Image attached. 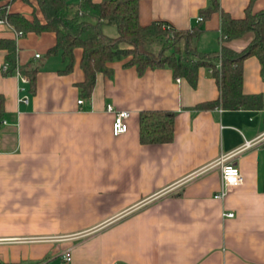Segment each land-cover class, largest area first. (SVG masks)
<instances>
[{
  "label": "crops",
  "instance_id": "crops-1",
  "mask_svg": "<svg viewBox=\"0 0 264 264\" xmlns=\"http://www.w3.org/2000/svg\"><path fill=\"white\" fill-rule=\"evenodd\" d=\"M210 1L141 0L140 21L191 28ZM249 1L219 3L239 18ZM9 8L44 19L37 0ZM221 9L202 22L199 50L220 49ZM262 9L264 0H256L253 10ZM15 36L0 23V38ZM251 38L228 44L240 50ZM56 41L53 31L17 38L19 62H41L33 91L16 72L2 73L0 49V264H264V140L245 146L264 134V109H197L220 93L209 69L201 67L192 86L169 67L140 74L126 65L130 57L109 62L112 73H98L92 96L83 97V49L66 71L61 52L47 54ZM243 90L264 94L255 55L244 61ZM108 104L131 112L125 133L114 134ZM163 109L176 114L174 139L142 143L140 112ZM226 155L244 182L217 199Z\"/></svg>",
  "mask_w": 264,
  "mask_h": 264
},
{
  "label": "trees",
  "instance_id": "trees-1",
  "mask_svg": "<svg viewBox=\"0 0 264 264\" xmlns=\"http://www.w3.org/2000/svg\"><path fill=\"white\" fill-rule=\"evenodd\" d=\"M14 0H0V19L15 32L56 33V44L48 55L61 52L68 59L66 71L74 62V50L83 49L81 67L85 79L79 83L83 97L92 96L97 74H111L108 65L114 60L130 57L126 65H135L138 72L146 68L169 67L174 77L185 78L192 86L198 83L201 67L209 69L219 86V96L198 103L197 109H264V94L243 90L244 61L257 56L264 75V9L253 10L256 0H250L243 17H233L220 8L219 0H211L201 9L202 20L191 28H177L173 24L155 20L140 21L141 0H37L44 19L36 15L30 19L23 13L10 10ZM30 2V0H24ZM221 9V40L219 50L204 52L197 42L204 28L202 22L215 10ZM105 25L117 28V35L104 31ZM252 33L249 43L240 50L232 48L231 40ZM15 37H1L0 49L6 50L4 75L17 70L30 77V91L35 90L41 62L20 63ZM5 115V97L0 93V127ZM175 112L172 110H143L140 112V140L144 144H161L174 139Z\"/></svg>",
  "mask_w": 264,
  "mask_h": 264
},
{
  "label": "built area",
  "instance_id": "built-area-1",
  "mask_svg": "<svg viewBox=\"0 0 264 264\" xmlns=\"http://www.w3.org/2000/svg\"><path fill=\"white\" fill-rule=\"evenodd\" d=\"M198 20H202V16L200 15L198 17ZM0 23H5L4 19H0ZM16 35L22 36V32H16ZM36 57H40V53L36 54ZM4 67L7 66V63H4ZM16 73L20 76V79L23 83H29L30 77L26 74H23L19 70L16 71ZM177 80L180 81L181 78L177 77ZM24 87L21 86L20 90H23ZM21 100L24 102L29 101V95L25 94L21 97ZM83 99H79L78 102L81 103ZM107 110L109 112H112L114 114V121H113V132L115 135H120L122 133H125L129 129L128 119L131 115V112L126 109H117L114 105L108 104ZM5 121L3 120V123ZM264 140V134L260 136L258 139L254 141H247L245 146H252L258 142H261ZM231 156V155H230ZM229 155H226L221 160V187L219 191L214 195L217 199H224L227 194L229 193L230 189L235 186L242 184L244 182V175L240 169V167L233 162H226ZM225 216H234V212H224ZM63 259L65 261H71L72 259V252L71 250H66L63 254ZM38 264H47L45 261H41Z\"/></svg>",
  "mask_w": 264,
  "mask_h": 264
},
{
  "label": "rangeland",
  "instance_id": "rangeland-1",
  "mask_svg": "<svg viewBox=\"0 0 264 264\" xmlns=\"http://www.w3.org/2000/svg\"><path fill=\"white\" fill-rule=\"evenodd\" d=\"M106 27H107V28H105L106 32L110 33L111 29H113L115 32H117V29L115 26H106ZM115 35H117V34H115Z\"/></svg>",
  "mask_w": 264,
  "mask_h": 264
}]
</instances>
